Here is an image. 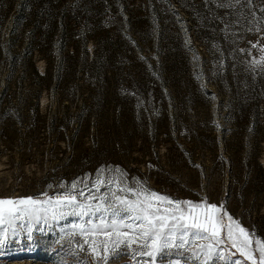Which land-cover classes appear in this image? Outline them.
Wrapping results in <instances>:
<instances>
[{
    "label": "rangeland",
    "instance_id": "obj_1",
    "mask_svg": "<svg viewBox=\"0 0 264 264\" xmlns=\"http://www.w3.org/2000/svg\"><path fill=\"white\" fill-rule=\"evenodd\" d=\"M101 167L264 241V0H0V198ZM61 235L0 264L92 260Z\"/></svg>",
    "mask_w": 264,
    "mask_h": 264
},
{
    "label": "snow or ice",
    "instance_id": "obj_2",
    "mask_svg": "<svg viewBox=\"0 0 264 264\" xmlns=\"http://www.w3.org/2000/svg\"><path fill=\"white\" fill-rule=\"evenodd\" d=\"M58 189L0 198V256L13 246L35 250L37 234L58 226L56 243L67 238L74 255L92 257L77 264H107L120 255L131 258L126 264H264V241L223 204L173 198L104 167Z\"/></svg>",
    "mask_w": 264,
    "mask_h": 264
},
{
    "label": "trees",
    "instance_id": "obj_3",
    "mask_svg": "<svg viewBox=\"0 0 264 264\" xmlns=\"http://www.w3.org/2000/svg\"><path fill=\"white\" fill-rule=\"evenodd\" d=\"M67 10H68V9H67ZM49 13L52 15V14L55 13V10H54V9H53V10L51 9V10H49ZM76 33H77V32H76ZM86 36H87V35H84V37H86ZM84 39H85V38H84ZM34 67H35L37 73H40L39 70H37V68H36L35 65H34ZM252 80L254 81V77L252 78ZM146 84H147V83H145L144 85L146 86ZM252 87H253V89H255V84H254V83L252 84ZM145 89H146V88H145Z\"/></svg>",
    "mask_w": 264,
    "mask_h": 264
}]
</instances>
